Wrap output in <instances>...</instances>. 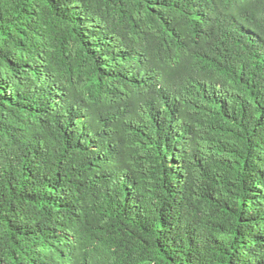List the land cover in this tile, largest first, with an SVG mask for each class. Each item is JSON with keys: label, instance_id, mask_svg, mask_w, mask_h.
<instances>
[{"label": "trees", "instance_id": "trees-1", "mask_svg": "<svg viewBox=\"0 0 264 264\" xmlns=\"http://www.w3.org/2000/svg\"><path fill=\"white\" fill-rule=\"evenodd\" d=\"M0 264H264V0H0Z\"/></svg>", "mask_w": 264, "mask_h": 264}, {"label": "clouds", "instance_id": "clouds-1", "mask_svg": "<svg viewBox=\"0 0 264 264\" xmlns=\"http://www.w3.org/2000/svg\"><path fill=\"white\" fill-rule=\"evenodd\" d=\"M235 1L240 6H242V5H249L250 3L253 2V0H235Z\"/></svg>", "mask_w": 264, "mask_h": 264}]
</instances>
